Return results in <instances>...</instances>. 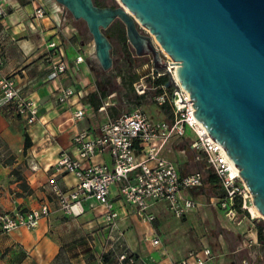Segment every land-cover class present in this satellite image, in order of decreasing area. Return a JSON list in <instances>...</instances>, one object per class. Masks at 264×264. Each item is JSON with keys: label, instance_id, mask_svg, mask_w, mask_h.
Returning a JSON list of instances; mask_svg holds the SVG:
<instances>
[{"label": "crops", "instance_id": "1", "mask_svg": "<svg viewBox=\"0 0 264 264\" xmlns=\"http://www.w3.org/2000/svg\"><path fill=\"white\" fill-rule=\"evenodd\" d=\"M4 3L7 14L0 19V55L3 57L0 76L14 78L21 93L33 100L38 120L27 124L13 110H0V213L29 210L42 204L48 205L49 213L33 229L20 227L9 232L0 229V264H93L92 242L95 240L77 233V223L81 222L79 216L72 217L59 207L51 191L49 178L54 172L53 166L61 150H66L71 155L77 154L72 140L75 132L85 129L92 135L97 134L100 125L108 120L97 119L95 116L104 106L102 104L97 111L87 114L83 119L71 120L73 111L80 105L91 107L82 102V97L95 92L96 86L90 80L94 77L85 61L78 64L74 62L81 52L75 41L76 31L68 23L61 6L55 0H4ZM38 4L44 7L46 16L32 28L30 21ZM50 40L60 46L66 64V71L56 79L48 78L49 69L44 61L45 44ZM58 86H69L79 95L68 103H59L55 92ZM162 115L158 107L151 119L161 120ZM26 135L29 138L28 146H25ZM188 137L180 138L187 141L186 145L176 149L177 151L171 148L167 152L170 158L175 159L181 174L200 170L205 166L203 153L189 147L191 136ZM201 159L204 162L196 169L182 168V165L196 163ZM95 161L110 162V158L107 154H102L96 156ZM57 180L63 189L75 184L73 176L69 174H60ZM199 189L205 191L202 185L185 193L195 198L192 191ZM211 196L210 201L215 197ZM95 206L99 205L94 201L85 202L83 215L87 214L85 210L88 207ZM115 206L120 212L119 221L115 224L117 227L120 228V219L129 218L145 228V231L154 232L151 223H144L135 214L127 212L121 200L116 201ZM164 209L168 211L162 203L154 205L153 222ZM194 211L182 217H188ZM100 217L103 219V216ZM99 223L103 228L96 241L100 249L98 254H101L106 250L105 239L108 236L105 222ZM82 227L91 231V226L87 224H82ZM146 236L145 239L148 238ZM171 263V260L166 259L159 261V264Z\"/></svg>", "mask_w": 264, "mask_h": 264}, {"label": "built area", "instance_id": "2", "mask_svg": "<svg viewBox=\"0 0 264 264\" xmlns=\"http://www.w3.org/2000/svg\"><path fill=\"white\" fill-rule=\"evenodd\" d=\"M60 5V4H59ZM7 10L4 0H0V19L6 16ZM46 16L44 7L35 6L30 26L36 27V22ZM160 57L165 61L166 68L156 72L151 64L150 78L153 80L161 75L173 78V85L163 84L146 86L141 79L135 85L137 95H145L146 88L153 91V101L160 105H169L167 119L153 120L142 109L136 108L130 112L117 115L103 122L97 134H90L87 130L74 133L72 140L77 154L71 155L61 150L55 163L54 172L49 178L51 191L59 207L64 213L78 217L84 212V203L94 201L104 208L103 219L107 228H112L120 217L115 206L116 201H122L127 212L135 214L142 222L151 223L155 219L152 212L154 205L162 203L175 217L194 211L197 201L187 193L188 190L199 188L203 184L204 170L213 169L220 180L224 195L219 199V205L231 212L232 202L236 196L246 197L247 187L230 165L226 154L221 150L196 121L193 116V106L188 93L180 86L175 68L177 62L166 54L157 44ZM44 61L47 63L49 79H56L66 71V64L60 46L53 40L45 44ZM84 60L83 55L75 57L78 64ZM3 57L0 55V67ZM148 77V76H147ZM160 88V93L155 90ZM56 101L68 103L78 96L69 86H58L55 89ZM11 109L27 124L38 120L37 108L33 100L23 95L12 76H0V110ZM93 112L91 107L80 105L73 111L72 121L83 119ZM190 131L189 147L203 153L205 166L203 169L181 174L175 159L167 152L171 151L172 143L186 137ZM107 154L110 162L95 161L98 155ZM69 174L73 176V187L63 189L57 176ZM116 185L114 194L112 186ZM250 194V193H249ZM229 203L231 206H229ZM49 213L47 204L29 210H15L0 213V229L9 232L16 228L33 229L38 226L42 217ZM157 244L158 239L151 240ZM212 258L210 248L205 247L196 254L182 258L171 264H207ZM132 254H121L114 264H133Z\"/></svg>", "mask_w": 264, "mask_h": 264}, {"label": "water", "instance_id": "3", "mask_svg": "<svg viewBox=\"0 0 264 264\" xmlns=\"http://www.w3.org/2000/svg\"><path fill=\"white\" fill-rule=\"evenodd\" d=\"M55 1L86 23L104 71L112 57L102 29L115 18L135 54L150 55L156 72L166 68L156 44L177 62L175 76L194 118L239 169L264 217V0H116L115 7Z\"/></svg>", "mask_w": 264, "mask_h": 264}, {"label": "rangeland", "instance_id": "4", "mask_svg": "<svg viewBox=\"0 0 264 264\" xmlns=\"http://www.w3.org/2000/svg\"><path fill=\"white\" fill-rule=\"evenodd\" d=\"M103 4L119 6L116 0H104ZM60 6L68 23L76 31L75 41L94 77L90 79L91 82L96 86V75L104 81L106 91V95L102 97L104 109L96 113V118L106 120L110 119L114 112L121 114L136 108L144 110L150 117H153L151 115L158 111V104L152 99L153 91L146 88L145 97L136 101L134 93L129 92L124 82L123 77L129 72L138 75L134 84L143 79L148 87V80H152L149 77L151 56L135 54L134 48L127 40L124 23L122 21L120 23V34L126 37L124 40L114 34L115 24L107 30L111 43L112 66L104 71L95 56L93 38L86 23L82 19L75 20L65 7ZM138 29L142 33L149 34L141 24H138ZM134 84L132 86L137 94ZM161 118L167 119L168 116L163 114ZM186 136H191L190 131L187 130ZM186 144V140L180 139L172 145V148L177 151L176 149ZM203 162L201 159L196 163L182 165V168L193 170L201 166ZM115 188L116 185L112 186V194ZM204 188L205 191L202 189L192 191L198 205L190 216L178 218L164 209L165 211L158 213L157 220L151 222L153 233L145 231V228L129 218L120 219V228L117 225L107 228L106 250L101 254H98L100 249L96 237L101 235L103 228L100 227L99 221L104 222V219L100 217L103 215L104 208L101 206L88 207L85 210L87 214L78 217L82 223H77V233L84 237L87 236L90 240H95L92 242L93 264H114L123 253L134 256L133 264H159L162 259L176 262L180 258L189 256L190 253L200 252L205 247L210 248L212 253V258L207 264H264V239L261 241L257 237L259 225L263 226L264 233V217L252 211L251 195L248 193L246 197H240L239 207L229 212L219 205L223 190L215 193V190L207 185H204ZM211 195L215 196L212 201L209 200ZM229 206H231L230 203ZM82 224L91 226L89 227L91 231H86L88 229H84ZM139 232H141V238H139ZM145 236L148 238L145 239ZM154 238L158 239L156 245L150 243V240Z\"/></svg>", "mask_w": 264, "mask_h": 264}, {"label": "trees", "instance_id": "5", "mask_svg": "<svg viewBox=\"0 0 264 264\" xmlns=\"http://www.w3.org/2000/svg\"><path fill=\"white\" fill-rule=\"evenodd\" d=\"M94 4L98 5V6H106L103 4L104 0H92ZM107 28L102 29L103 33L108 36L109 39V35L107 33ZM114 34L118 35L119 38H121L122 40L126 39V37L120 34V24L115 23L114 26V30H113ZM110 41V39H109ZM124 82H126L129 92H133L135 95V100L139 101L141 100L143 97H145V95H137L134 92V88L132 86V84L138 79V75L134 72L132 73H128L127 76H124ZM127 78V79H126ZM149 81V85L153 84V85H160L163 84L165 85L166 81H167V76L166 75H161L157 78H154L153 80H148ZM96 91L92 92V93H88L86 95H84L82 97V102L84 104H89L91 106V108L93 109V111H97L98 108L100 106H102V97H104L106 95V91L104 88V81L102 79H100L99 75H96ZM162 90L160 88H157L155 90V93H160ZM160 111L167 115L169 117V105L167 103H162L160 105H158ZM115 111V110H114ZM117 114L116 112H114L111 116V118L116 117ZM29 145V138L27 137V135L25 136V146ZM204 178H203V186L207 185L208 187H210L211 189L215 190V193H218L219 190H223L222 185L220 183L219 178L217 177V175L214 173L213 169L211 168H206L204 170ZM185 174V173H182ZM224 192V190H223ZM224 195V193H223ZM223 197V196H222ZM233 203L231 207L233 208H237L239 207V203H240V197L236 196L233 200ZM257 237L259 240L263 241L264 239V233H263V226H258L257 227Z\"/></svg>", "mask_w": 264, "mask_h": 264}, {"label": "bare ground", "instance_id": "6", "mask_svg": "<svg viewBox=\"0 0 264 264\" xmlns=\"http://www.w3.org/2000/svg\"><path fill=\"white\" fill-rule=\"evenodd\" d=\"M199 123V122H198ZM200 124V123H199ZM201 125V124H200ZM201 127H202V129L204 130V132H206V130H205V128L201 125ZM206 134H207V132H206ZM208 135V134H207ZM208 137H209V135H208ZM221 148V150L224 152V150H223V148L222 147H220ZM225 153V152H224ZM230 161V160H229ZM230 165H231V167L233 168V170L234 171H236V172H238L239 173V169L234 165V164H232L231 162H230ZM252 211L254 212V213H256L257 215H260L259 214V212L256 210V208L253 206V208H252ZM261 216V215H260Z\"/></svg>", "mask_w": 264, "mask_h": 264}, {"label": "flooded vegetation", "instance_id": "7", "mask_svg": "<svg viewBox=\"0 0 264 264\" xmlns=\"http://www.w3.org/2000/svg\"><path fill=\"white\" fill-rule=\"evenodd\" d=\"M106 6H108V5H106ZM111 6V5H110ZM111 7H115V6H111ZM115 23H117V24H120L121 23V20L120 19H118V18H115L110 24H109V26L107 27V29H109L113 24H115ZM138 26V25H137ZM141 32V31H140ZM108 35H109V33H108Z\"/></svg>", "mask_w": 264, "mask_h": 264}]
</instances>
